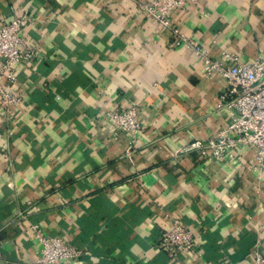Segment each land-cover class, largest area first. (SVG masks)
Instances as JSON below:
<instances>
[{
	"label": "crops",
	"instance_id": "1",
	"mask_svg": "<svg viewBox=\"0 0 264 264\" xmlns=\"http://www.w3.org/2000/svg\"><path fill=\"white\" fill-rule=\"evenodd\" d=\"M148 0H0V23L27 13L36 57L14 66L23 96L0 109V264H32L31 225L81 251V264H249L264 255V163L179 154L226 122L225 80L138 6ZM170 22L213 59L264 63V0H187ZM136 107V144L107 112ZM193 250L170 259L171 221ZM61 264H73L63 262Z\"/></svg>",
	"mask_w": 264,
	"mask_h": 264
},
{
	"label": "built area",
	"instance_id": "2",
	"mask_svg": "<svg viewBox=\"0 0 264 264\" xmlns=\"http://www.w3.org/2000/svg\"><path fill=\"white\" fill-rule=\"evenodd\" d=\"M187 0H148L139 4V10L161 29L170 30L176 42L183 44L187 51L196 55L204 67L206 76L216 73L226 83L220 93L219 107L225 109V124L209 138L193 140L184 145L179 154H198L212 160H220L227 153L245 148L255 152V160L260 167L264 163V63L259 60L242 62L232 52L223 51L220 59H213L201 47L180 34L170 22V15L176 10H184ZM31 18L27 13L15 15L8 22L0 23V109L12 118L23 101L22 94L13 86L16 81L14 66L23 61H32L36 52L23 38V32ZM112 121V133L124 132L129 136L130 150L142 132L138 109L107 112ZM33 237L40 248L32 264H61L70 262L81 264V251L66 245L59 237L42 233L38 225H31ZM161 246L170 259L193 250V233L178 219L171 221L168 230L161 235ZM249 264H264V255L257 245L249 253Z\"/></svg>",
	"mask_w": 264,
	"mask_h": 264
}]
</instances>
